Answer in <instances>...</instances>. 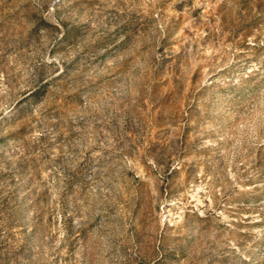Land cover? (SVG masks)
Wrapping results in <instances>:
<instances>
[{
  "label": "rangeland",
  "instance_id": "obj_1",
  "mask_svg": "<svg viewBox=\"0 0 264 264\" xmlns=\"http://www.w3.org/2000/svg\"><path fill=\"white\" fill-rule=\"evenodd\" d=\"M0 264H264V0H0Z\"/></svg>",
  "mask_w": 264,
  "mask_h": 264
}]
</instances>
